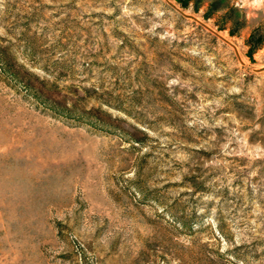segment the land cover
I'll return each instance as SVG.
<instances>
[{"label": "rangeland", "instance_id": "rangeland-1", "mask_svg": "<svg viewBox=\"0 0 264 264\" xmlns=\"http://www.w3.org/2000/svg\"><path fill=\"white\" fill-rule=\"evenodd\" d=\"M0 264H264V0H0Z\"/></svg>", "mask_w": 264, "mask_h": 264}]
</instances>
